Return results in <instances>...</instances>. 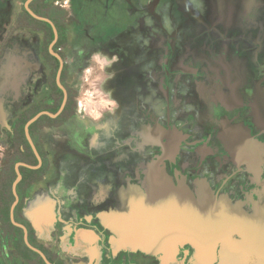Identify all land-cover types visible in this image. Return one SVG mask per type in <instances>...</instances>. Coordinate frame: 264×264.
Masks as SVG:
<instances>
[{
    "label": "flooded vegetation",
    "instance_id": "obj_1",
    "mask_svg": "<svg viewBox=\"0 0 264 264\" xmlns=\"http://www.w3.org/2000/svg\"><path fill=\"white\" fill-rule=\"evenodd\" d=\"M8 4L0 264H264V0H25L11 24ZM155 164L208 237L169 231ZM128 202L157 222L146 251L113 229Z\"/></svg>",
    "mask_w": 264,
    "mask_h": 264
},
{
    "label": "water",
    "instance_id": "obj_2",
    "mask_svg": "<svg viewBox=\"0 0 264 264\" xmlns=\"http://www.w3.org/2000/svg\"><path fill=\"white\" fill-rule=\"evenodd\" d=\"M253 115L258 123V125L264 131V92H260L259 97L255 100L253 106ZM151 177L153 186L155 188H162L167 191L166 196H168V213H169V231L177 230L179 227V240L184 243H194L196 240L208 237L209 224L208 220L211 216H208V212L199 215L195 211V200L193 196L188 192L186 186L182 183L178 187H175L163 169H160L156 164L151 170ZM175 188H179L183 192V210L180 215H176V200L174 191ZM173 198V199H172ZM143 204V205H142ZM141 205L138 203L137 207L128 204L125 209L121 212L120 216L112 219L113 229L118 235L124 236L129 239L134 245L141 248L143 251L148 250L147 237L149 231L152 228H156L157 222L155 219L151 222V228L148 227L147 211L145 209L144 203ZM142 206V207H141ZM207 214V215H206ZM200 220L199 222H197ZM160 220H158L159 222ZM179 221V225H178ZM200 229V232H197Z\"/></svg>",
    "mask_w": 264,
    "mask_h": 264
},
{
    "label": "rangeland",
    "instance_id": "obj_3",
    "mask_svg": "<svg viewBox=\"0 0 264 264\" xmlns=\"http://www.w3.org/2000/svg\"><path fill=\"white\" fill-rule=\"evenodd\" d=\"M25 0H8L9 4H8V9H7V12H8V17L10 18L9 21H10V24L13 22L12 20V16L14 15V13H19V11L21 10V7H22V4ZM51 3H54L55 0H49ZM85 73L82 74V79L85 78ZM81 84L82 83H85V82H80ZM88 91V88L86 87V89L84 90V92Z\"/></svg>",
    "mask_w": 264,
    "mask_h": 264
}]
</instances>
